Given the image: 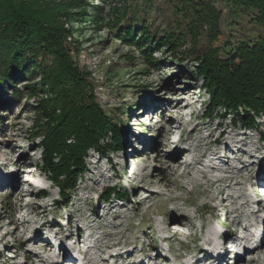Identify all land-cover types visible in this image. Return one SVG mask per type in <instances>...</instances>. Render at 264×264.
<instances>
[{"label":"rangeland","instance_id":"rangeland-1","mask_svg":"<svg viewBox=\"0 0 264 264\" xmlns=\"http://www.w3.org/2000/svg\"><path fill=\"white\" fill-rule=\"evenodd\" d=\"M40 1L44 10L57 14L51 18L56 21V28L62 30L63 38L60 39L57 29L52 32H56L55 37L62 41L76 66L87 73L93 83L96 102L117 119L125 150L111 149L101 153L89 149L85 155L86 170L77 179L65 206L56 204L58 187L39 167L40 138L32 125L34 98L26 97L0 106V119L6 124L0 131V250L5 248L0 255V264H43L37 256L44 254L55 255L54 259L60 264H87L81 251L87 245L93 248V244L100 242L97 238L105 235L102 241L115 244L107 251L114 253L116 248L119 253L104 264L211 263L201 249L208 246L209 238L206 229H200L199 225L211 223L216 229L224 228L223 234L228 237L243 221L233 220L235 213L229 208V195L222 193L211 199L218 188H211L208 196L201 194L202 188H193L184 176L186 169L182 163L188 156L218 149L220 158L229 159L242 152L240 162L232 161L231 171L240 169L235 175L237 179L240 176L247 179L264 170V137L260 133L264 130V116L259 121V128H243L241 124H233L228 113L225 116H221L222 112L211 117L204 115L202 111L208 95L200 80L195 81L194 76L186 72V68L191 67L190 61L182 65L170 63V59L158 66L146 64L140 51L119 39L117 31L111 28L115 25V13H122L127 8L126 12H129L135 0ZM154 2L158 10L145 13L151 30L163 28L164 20L169 21L171 17L168 2ZM214 4L220 11L221 30L214 46L235 43L254 30L246 15L239 11L240 7L230 6L224 0H215ZM101 7V25L97 27L91 20ZM81 9L84 13L77 15ZM128 22L126 16L121 25ZM207 35L208 31L202 33L200 46L206 44ZM153 57L161 59L163 53L155 51ZM23 85L24 82H20L16 87L23 89ZM24 92L28 94V90ZM239 140L241 145H233L232 149L227 146ZM179 147H188L190 152L173 159ZM246 149L256 151L248 161L244 160ZM35 164V168L25 169ZM196 165L189 168L194 174L202 166ZM14 172L18 176L13 177ZM26 172L33 176L35 172L38 174L32 177L34 179H24ZM260 180L264 182V178ZM34 181L41 185L43 197L37 187H33ZM251 182L259 181L252 178ZM181 184L184 185L181 187ZM114 186L123 188L127 196H111L108 201L99 198L107 187ZM230 186L229 192L235 193V185L230 183ZM145 194H149L146 199ZM251 200L250 196L247 199L240 197L236 202L248 201L245 204L252 206L263 203L261 200L252 203ZM175 205L180 207V212L172 210ZM246 205H242L239 212L251 218L250 208ZM180 213L184 214V224H175L179 226L174 230L188 233L189 237L179 233L172 236L174 230L158 232L161 223ZM255 222L256 233L261 231L263 235L264 211L258 213ZM215 236L216 241H222L219 233ZM222 247V251L226 249L231 257L230 246ZM89 251L97 258L105 255L94 248ZM128 254L132 257L126 261ZM251 256L263 257L254 253L246 259ZM227 261V264H234L231 258Z\"/></svg>","mask_w":264,"mask_h":264},{"label":"trees","instance_id":"trees-1","mask_svg":"<svg viewBox=\"0 0 264 264\" xmlns=\"http://www.w3.org/2000/svg\"><path fill=\"white\" fill-rule=\"evenodd\" d=\"M165 1L171 7V17L164 20L163 28L151 30L145 19L148 10H158L154 0H135L129 12L128 8L116 12L111 28L119 39L135 46L149 66L165 64L169 59L178 65L190 61L186 72L195 81L200 80L208 95L202 114L211 117L228 113L233 124L259 128L264 116V0H224L240 7L254 30L221 47L213 45L221 33L215 0ZM42 7L40 0H0V106L34 98L32 125L40 138L39 167L58 187L55 203L65 206L77 179L86 170L89 149L103 153L125 148L117 119L96 102L93 83L63 47L62 30L51 18L57 14ZM84 11L78 10L77 15ZM102 11L101 7L91 20L97 27ZM126 16L129 22L121 25ZM55 29L60 39L52 32ZM205 31L207 42L200 46ZM160 50L163 57H153ZM20 82H24V90L16 87ZM4 124L0 119V131ZM260 133L264 137V130ZM38 192L45 195L42 189ZM111 196L126 197L127 192L117 186L107 187L99 198L108 201Z\"/></svg>","mask_w":264,"mask_h":264},{"label":"bare ground","instance_id":"bare-ground-1","mask_svg":"<svg viewBox=\"0 0 264 264\" xmlns=\"http://www.w3.org/2000/svg\"><path fill=\"white\" fill-rule=\"evenodd\" d=\"M241 144L242 142L239 140L234 144L228 143L227 146L232 149L231 146L241 145ZM189 152L190 151L188 150V147H183V148L179 147L177 148V150L175 151L172 157L173 159H179L182 156H185L187 153L189 154ZM244 152H246L247 154V157H245L244 160L248 161L249 159L254 157L255 155L254 153L256 151L255 150L253 151L252 149L251 150L246 149V151ZM220 156L221 155L218 149L206 150L205 153H200L196 156H193V155L188 156L187 159L182 163V165H184L186 169L184 176H186L185 178H187V181H189V183L193 186V188H202L201 190L202 195L208 196L209 192H211L210 191L211 188L213 187L218 188L217 191L210 196L211 199H214L217 195L222 194V193L229 195L228 201L231 202V204L229 205V208L233 209L234 211L233 213H235L233 220L241 221V222L243 221L242 225L241 226L239 225L240 227L236 229L235 231H233V234H230L228 236V238L230 237V239H232L233 245L235 246V253H234L235 255L233 256L234 264H264V236H263L264 234L262 235L260 231L259 236L256 237L255 239L256 227H254V224L256 223L255 218L258 216V213L260 211H264V202L261 204L260 203L257 204V206H252V204L246 205L245 203L248 201H243L240 204L236 202V200L240 197L244 199L248 198L249 193L247 192V190L252 189L253 186H256L255 183L251 182V179L252 178H255V179L264 178V170L258 171L255 175H251L247 179L242 176H240L237 179V176L235 175L236 173H238V171H240V169L236 170L235 172L231 171L232 161L236 159V161L238 160L240 162L239 158L242 156V152L235 153L234 156L229 159L220 158ZM202 160H204L205 162L202 163ZM216 160H219V162L216 163L215 162ZM196 163H199L202 166L201 168L196 169V172L198 173L194 174L195 172H191L189 168L194 167ZM17 172H14V174L12 173L11 175L13 177H16L18 176ZM230 183L231 184L233 183L235 185L233 189L235 193L233 194L229 192L231 190ZM183 185L181 184L180 186L182 187ZM148 197H149V194L145 196V199ZM242 205H246V207L250 208V213H251L250 215L252 216L251 218L244 217V213L239 212V209L240 207H242ZM172 210L178 213L180 212V207L175 205L173 206ZM217 216L218 215H216L215 218ZM23 222L27 223V221L25 220ZM177 223L180 225L184 224V214L183 213H180L179 215H176L174 217H168L165 222L161 223V225L158 226V232H163L165 230L172 231L174 230V228H177V226H179V225H175ZM40 227L41 226H38V229H40ZM207 227H208L206 229L207 238H209V240L207 241L208 246L202 247L201 249L204 251L205 256H207V260L212 261L209 264H218L219 262L225 263L226 261L225 259L230 254L226 249L223 252L222 251L223 247H222L221 242L216 241V238H217V236H215L217 232L216 228H214L211 223ZM178 230L175 229L173 231L174 233L172 236L177 234ZM105 236L98 237L97 241H100L99 244L92 245L94 250L96 249V251H98L99 253L105 254L103 255V257L97 258L95 254L90 253L89 249H93V248H90L91 245H87V247L81 251V253L87 258L86 259L87 264H104L105 262H108L110 259H114L115 256L118 255L119 252H118V249L116 248H115V251H113L114 253H110L109 251H107V250H110L109 248H114L115 244H110L108 241H105V240L102 241L105 238ZM252 240H254L255 242L254 245H250V242ZM232 249L233 248L231 247V250ZM211 251H214V252L211 253ZM254 253H260L262 254L263 257L261 258L253 257L252 258L251 256L250 259H246L249 255L254 254ZM44 255L37 256L39 260L43 262V264H60L58 260L54 259L55 255H52V256L49 254H44ZM72 256H74V254ZM15 257L16 256H14L13 259ZM131 257H132V254H128V256L125 258L126 261L129 260ZM194 261H198V260L194 259Z\"/></svg>","mask_w":264,"mask_h":264}]
</instances>
